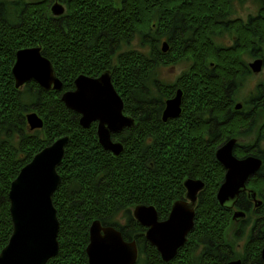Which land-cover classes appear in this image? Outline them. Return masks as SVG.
I'll use <instances>...</instances> for the list:
<instances>
[{
    "label": "trees",
    "instance_id": "16d2710c",
    "mask_svg": "<svg viewBox=\"0 0 264 264\" xmlns=\"http://www.w3.org/2000/svg\"><path fill=\"white\" fill-rule=\"evenodd\" d=\"M48 1L0 0V251L12 230L8 211L12 179L40 149L69 135L58 166L61 181L52 195L59 221V249L45 264H88L85 247L88 226L94 219L121 229L124 239H135L138 250L145 254L143 264H193L191 255L197 246L202 247L197 257L199 264H224L238 257L241 264H262L264 163L248 181L262 197L260 207L254 208L244 193L238 197L237 207L246 212V217L237 223L239 230L250 223L240 250L224 233L231 222V209L222 207L216 198L225 170L215 157V148L251 121L239 116L218 123L217 132L211 135L212 127L194 117L197 110L222 116L226 97L223 87L236 77L233 70L239 68L240 50L216 51L209 47V55L219 67L215 71L218 75L202 73L179 81L183 89L182 113L179 118L163 122L160 113L164 99L173 89L157 84L154 95L145 88V82L156 62L166 64L172 59L163 57L155 44L150 57L137 50L116 52L118 42L133 38L134 28L143 22L149 25L151 11L147 9L153 1L124 0V9L116 11L110 0H68L69 9L63 17L50 13ZM158 1L162 9L168 2ZM261 5L253 26L260 42L264 40V0ZM8 6L17 9L12 20ZM186 7L197 9L200 3L195 0ZM240 39L241 49L249 46L245 27L241 28ZM35 45L40 46L42 55L50 59L62 80L59 91H44L32 80L19 88L14 86L11 68L16 51ZM177 52L180 57L188 56V50L178 48ZM195 58L199 61L202 55ZM106 69L111 70L112 84L123 98L124 113L137 120L135 128L113 135L124 143L121 154L116 156L98 143L96 122L88 128L81 127L79 115L67 109L60 98L63 91L74 87V78L80 73L98 76ZM246 73L243 70L241 75ZM260 93L264 111L263 90ZM27 111L39 113L42 128L29 129ZM186 176L201 179L205 186L199 192L194 227L186 243L173 260L164 262L144 238L145 228L132 217L131 210L136 204H152L160 219L167 217L172 202L184 196L182 182Z\"/></svg>",
    "mask_w": 264,
    "mask_h": 264
},
{
    "label": "water",
    "instance_id": "95a60500",
    "mask_svg": "<svg viewBox=\"0 0 264 264\" xmlns=\"http://www.w3.org/2000/svg\"><path fill=\"white\" fill-rule=\"evenodd\" d=\"M62 4L54 2L50 7L52 15H61ZM163 44L162 50H165ZM11 68L14 86L19 88L35 81L44 90L59 91L63 82L56 75L49 58L41 53L38 45L20 48L15 53ZM262 59L256 58L250 63L253 72L261 71ZM74 87L61 94V100L69 110L79 115L81 127L88 128L96 122L98 143L114 156L120 155L123 142L113 141L111 136L120 133L126 127L134 128L135 120L124 114V101L112 84L111 70L106 69L98 76L80 73L74 78ZM182 90L178 88L172 97L166 99L161 114L162 121L180 114ZM239 106V104L237 105ZM29 129L43 127V119L35 111L25 115ZM234 138L224 142L215 151L216 159L225 170L223 182L217 189L216 198L222 207L231 208L238 194L245 191L249 176L256 174L261 158L252 155L237 158L233 155ZM70 141L69 135H62L51 144L35 153L24 164L9 186L8 201L12 223L11 235L0 251V264H45L56 256L59 249L57 210L52 195L58 189L61 177L58 166L64 158L65 148ZM185 194L171 204L166 218L159 220L156 207L140 203L133 206L132 217L146 228L145 238L154 246L161 260H172L179 247L187 240L188 232L194 227L195 203L204 182L195 177L183 179ZM248 199L259 207L261 200L256 198L255 190L248 189ZM232 219L239 221L246 216L242 209L234 210ZM88 244L85 247L88 264H134L138 256L135 240H125L121 229L113 225H104L100 219H94L88 226ZM264 264V246L260 252ZM241 258H233L224 264H241ZM258 264V263H254Z\"/></svg>",
    "mask_w": 264,
    "mask_h": 264
},
{
    "label": "flooded vegetation",
    "instance_id": "af4514ba",
    "mask_svg": "<svg viewBox=\"0 0 264 264\" xmlns=\"http://www.w3.org/2000/svg\"><path fill=\"white\" fill-rule=\"evenodd\" d=\"M50 1L51 0H49V2ZM55 1L62 4L63 9H64L61 15H57V16H60V17L66 16L68 9H69L68 0H52L53 3ZM110 1L113 3V7L116 11H120L121 9H124V2H125L124 0H110ZM152 1L153 2H151L150 6L147 9L151 11L150 18H149V21H150L149 25L146 26L145 23L143 22V24L134 28L132 31L133 33L132 37L135 35L136 36L140 35L144 37L146 35L153 34L152 36H154V41L156 42L159 41L157 43H159L160 45L159 47H157L156 45V49L159 51V53L163 57L172 59V61H170V64L172 65V67L177 65V63L178 64L181 62L186 63L183 69L178 71L177 73L178 75L176 79L173 81V83H167V84H161L159 82L157 83L159 86L161 85L163 87H171L173 89V93L170 94L168 97H165L164 104H165L166 99H168L169 97H172L175 94V92L178 90V88H180L182 90V95H181L182 100H181L180 107H182L183 89H182V86L178 83L184 77L188 79L189 78L194 79L196 78V76L202 73H207V75L209 76L214 75V74L218 75V73H216L215 71L216 69L219 70V67L216 64V62H214V59L209 55V52H210L209 47H211L213 50H216V51H219L220 49H228V50H234V51L238 49L240 50L238 59H237L240 69L235 68V70H233L234 72H236V77L243 76L241 75L243 70L247 71L248 73L249 72L258 73V72H253L250 68V63L253 62V60L256 58L262 59L263 61L262 67H263L264 56L262 54L261 44H259L260 41L256 37L254 33V27H253L254 22L256 21L255 17L258 13L253 14L252 12L251 13L247 12L246 19L239 17L238 15L234 14L235 8L232 7V3H233L232 0H197V2L200 3V7L197 9L186 7L188 5H191L193 1L195 0H168V2L164 5V9H162L160 5L158 6V2H159L158 0H152ZM81 17H84V14H82ZM243 27H245L247 29V32L249 33L250 44L249 46H245L241 49L240 36H241V28ZM221 34L225 35V39H226L225 43H219L217 40L219 35ZM262 42H264V40ZM163 44L166 45L164 51L162 50ZM178 48L181 50H184V52H187L188 50L187 52L188 56H183V57L178 56V52L176 53ZM244 51H249L247 54L251 58L252 61L246 62L245 60L242 59L241 54ZM199 54L200 56L202 55V59L197 61L195 56ZM163 61H165V59H163ZM155 64L162 66V67L166 66V64L160 61L156 62ZM234 79L229 84H226V86L223 87L226 97L224 98V101H223V104L225 105V107H224L222 116H219L215 112L214 113L212 112L209 114L207 113V111H205V113L204 112L200 113V110H197L195 111L194 117H196L197 121L201 120L205 124H209L212 127L211 135L213 132L214 133L217 132L218 123H223L226 121L230 122L234 120V118L239 117V116H242L243 119L246 120V122L251 121L249 125L245 124V126H242L241 129H239L236 132L235 136H230L229 138L225 139L224 142L231 138L236 139L234 146H233V155L237 158L246 157L247 155H252V156L261 158V165L258 170L259 172L264 163V157H263L264 147L262 149V147L259 145V142H258L259 140L264 142V134H262V128L264 127V121L258 128L257 139L254 140L252 144H246L247 146L244 144L242 146L240 143V140H244V138L240 136H244L248 131H250L255 126L254 124H255L257 115L260 116L263 113V108L260 105L259 100L261 99V93H260L261 90H263L264 92V83L261 82V83L255 84L254 89L251 90L252 95L250 96V98L248 100H245L243 103H241L237 101V96L235 93L236 83ZM263 96H264V93H263ZM164 104H163V107H164ZM238 104L239 106H237ZM182 109L180 111V114L174 118L180 117L182 113ZM162 111L160 113V118H161ZM126 114H129V113H126ZM129 115L135 120L134 116H132L131 114ZM169 119H173V118H169ZM136 122L137 120H135V124ZM126 128H124L123 130H125ZM123 130L120 133H123L124 132ZM120 133H115V134H120ZM115 134H112L111 136L112 140L121 141L120 139L114 138L113 135ZM224 142L222 144H224ZM221 145H218L217 147ZM217 147L215 149H217ZM256 174L248 177L246 186H245V191L240 192V193L245 194L246 199L248 201H251V200L248 199L247 190L248 189L255 190L254 187L248 184V181L251 177L255 176ZM186 177H190V176H186ZM204 186H205V183H204ZM255 193H256V198L262 201V197L259 195L257 190H255ZM239 194H238V197H239ZM238 197H237V200L235 201L236 203L234 204V206L230 208L231 213L234 210H237L238 208L242 209L239 206L237 207ZM251 202L254 208H258L254 206L253 201ZM163 219L159 218V220H163ZM234 222H239V221H234ZM126 226H129V225H126ZM145 231H146V228L143 231L144 238H145ZM125 240H128V239H125ZM131 240H135V239H131ZM131 240H128V241H131ZM136 246H137V241H136ZM137 250H138V246H137ZM197 250H199L201 253L202 247L197 246V248L192 252L191 258H192L193 264H199L197 263V259L195 260L193 258L194 253ZM140 254H141L140 250H138V256L134 264L140 263L139 261ZM143 258L145 259V254H143ZM143 262L144 260L142 259V264Z\"/></svg>",
    "mask_w": 264,
    "mask_h": 264
},
{
    "label": "rangeland",
    "instance_id": "374dc122",
    "mask_svg": "<svg viewBox=\"0 0 264 264\" xmlns=\"http://www.w3.org/2000/svg\"><path fill=\"white\" fill-rule=\"evenodd\" d=\"M7 2H12V0H6ZM33 2L36 0H20V2ZM232 7L235 8V15H238L239 17H242L244 19H246V15L247 12H252L253 14H257L259 11V8L262 6L261 5V0H232ZM48 4H50L49 6V11H50V7L53 5L52 0L49 2ZM17 7H20L17 6ZM8 10L11 12V15L9 14V16L11 17L10 20H12L14 14H16L17 9L13 6H8ZM233 15V16H235ZM54 16V15H53ZM57 16V15H56ZM55 16V17H56ZM153 35V34H152ZM152 35H146V36H133L132 39L130 40H122L120 42H118L117 47H116V52H122V51H128V50H137L139 52H141L142 54H145L146 56L150 57V50L153 44H155V47L157 45V47H159V41H154V36ZM218 42L219 43H225L226 39H225V35L221 34L218 37ZM259 44H261V49H262V54L264 56V42H259ZM249 51H244L242 52L241 56L242 59L245 60L246 62H250L252 61L251 58L248 56ZM186 63L185 62H181V63H177V65H175L174 67H172V65L170 64V62H166V66H159L156 65L154 66V68L151 70V72L149 73V77L146 79L145 82V88L152 94L156 95L157 93V86L156 84L159 82L161 84H167V83H173V81L176 79L177 77V73L178 71H180L181 69H183L184 65ZM158 80V81H157ZM235 83H236V96H237V101L243 103L245 100H248L250 98V96L252 95V91L254 89L255 84L257 83H264V64L263 67L261 69L260 72L258 73H246L243 74V76H239L236 77L234 79ZM264 121V111L263 113L256 117V121H255V126L248 131L244 136H240L243 137L244 140H240L241 145L243 146L244 144H252L254 142V140L257 139V135H258V128L259 126L263 123ZM259 145L262 147H264V142L263 141H258ZM247 146V145H246ZM218 189V188H217ZM198 200V198H197ZM196 200V203H197ZM195 203V204H196ZM197 205V204H196ZM195 205V207H196ZM233 215V214H232ZM232 215H231V222L229 223L228 227L225 228L224 233L226 235L227 240H230L234 243V245H236L237 250H240L241 248V244L247 239L248 237V232H249V228H250V223L242 228L241 230H239V224H237L238 222H234L232 219ZM253 217V216H252ZM200 251L197 250L194 253L193 258L196 260L198 259V255H199ZM140 259V263L142 264V259H143V255H139Z\"/></svg>",
    "mask_w": 264,
    "mask_h": 264
}]
</instances>
